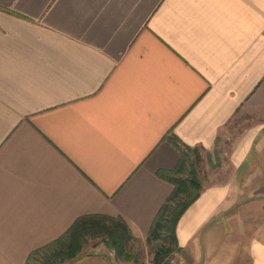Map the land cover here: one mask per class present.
I'll list each match as a JSON object with an SVG mask.
<instances>
[{
  "label": "crops",
  "instance_id": "crops-1",
  "mask_svg": "<svg viewBox=\"0 0 264 264\" xmlns=\"http://www.w3.org/2000/svg\"><path fill=\"white\" fill-rule=\"evenodd\" d=\"M250 115L177 222L191 264H264V0H0V264L82 216L147 238L171 141L210 152Z\"/></svg>",
  "mask_w": 264,
  "mask_h": 264
},
{
  "label": "trees",
  "instance_id": "trees-1",
  "mask_svg": "<svg viewBox=\"0 0 264 264\" xmlns=\"http://www.w3.org/2000/svg\"><path fill=\"white\" fill-rule=\"evenodd\" d=\"M171 142L177 146L181 158L174 171H162L159 175L172 184L173 190L154 218L147 236L148 241L161 240L165 243L154 251L152 264H166L168 255L173 250L177 251L175 228L179 217L200 196L202 190V184L196 179L194 161L190 154L198 150L182 146L174 139ZM90 237L106 238L107 247L114 249L118 257L129 260L130 254L126 253L125 245L129 238L134 237L126 223L120 218L89 215L77 218L61 237L31 252L25 263L63 264L66 260L74 259Z\"/></svg>",
  "mask_w": 264,
  "mask_h": 264
},
{
  "label": "rangeland",
  "instance_id": "rangeland-1",
  "mask_svg": "<svg viewBox=\"0 0 264 264\" xmlns=\"http://www.w3.org/2000/svg\"><path fill=\"white\" fill-rule=\"evenodd\" d=\"M254 122H256V119L251 115L248 117H235L229 125V133H227L224 139H219L216 147L212 151H193L190 153L192 154V160L194 161L193 164L196 170L195 176L200 184L221 182L231 175L232 170L230 165H228L229 150L236 140V137L247 129L248 125ZM184 176L186 177V175ZM105 241L106 238L104 240L102 238L90 237L83 246V250L72 260L93 255L94 258H91L89 262L83 264H152L154 251L165 244L161 240L148 241L147 238L141 240L129 238L125 246L126 253L130 254V258L126 260L118 257L114 249L106 246ZM167 245L172 246V244L168 243ZM189 257L187 254L181 255L176 250H173L168 255L166 264H191ZM68 261L70 260H66L63 264H69Z\"/></svg>",
  "mask_w": 264,
  "mask_h": 264
}]
</instances>
